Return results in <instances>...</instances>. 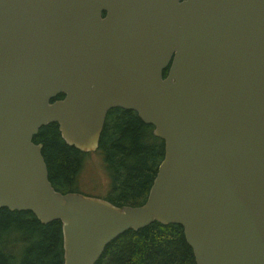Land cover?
Returning <instances> with one entry per match:
<instances>
[{"label":"water","instance_id":"95a60500","mask_svg":"<svg viewBox=\"0 0 264 264\" xmlns=\"http://www.w3.org/2000/svg\"><path fill=\"white\" fill-rule=\"evenodd\" d=\"M116 106L163 140L146 199L55 189L38 128L92 151ZM2 206L60 220L62 264L153 220L196 264H264V0H0Z\"/></svg>","mask_w":264,"mask_h":264},{"label":"trees","instance_id":"16d2710c","mask_svg":"<svg viewBox=\"0 0 264 264\" xmlns=\"http://www.w3.org/2000/svg\"><path fill=\"white\" fill-rule=\"evenodd\" d=\"M166 70L164 71V74ZM59 93L56 97H63ZM137 112L116 106L107 111L98 147L109 178L96 195L117 205L141 204L163 157V140ZM41 143L48 178L55 189L84 192L79 173L88 152L68 144L57 122L40 126L32 137ZM95 195V194H92ZM61 221L41 222L32 212L0 207V264H62ZM94 264H196L180 224L153 220L112 238Z\"/></svg>","mask_w":264,"mask_h":264},{"label":"rangeland","instance_id":"374dc122","mask_svg":"<svg viewBox=\"0 0 264 264\" xmlns=\"http://www.w3.org/2000/svg\"><path fill=\"white\" fill-rule=\"evenodd\" d=\"M101 153L88 152L79 173V182L84 192L95 195L105 192L109 178L101 165Z\"/></svg>","mask_w":264,"mask_h":264}]
</instances>
